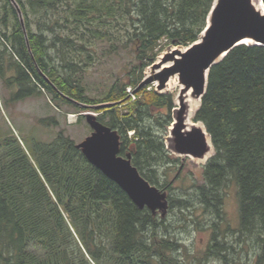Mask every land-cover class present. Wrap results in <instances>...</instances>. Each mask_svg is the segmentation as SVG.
<instances>
[{
	"label": "trees",
	"instance_id": "trees-1",
	"mask_svg": "<svg viewBox=\"0 0 264 264\" xmlns=\"http://www.w3.org/2000/svg\"><path fill=\"white\" fill-rule=\"evenodd\" d=\"M14 1L24 30L12 2L0 0V78L14 70L3 79L17 84L11 100L46 92L56 108L113 103L95 110L97 119L118 132L119 154L130 153L150 184H161V171L166 188L171 159L155 129L170 121V97L138 86L163 46L186 47L199 38L214 0ZM105 42L109 52L128 53L131 65L125 77L89 95L86 69ZM193 120L205 127L213 151L190 197L224 220L225 190L234 187L236 236L253 240L252 264H264L263 45L241 43L209 68ZM22 142L11 130L0 137V264H184L179 254L186 247L169 231L166 215L174 207L196 209L187 195L167 194L166 214H152L89 163L62 130L49 141ZM224 226L220 232L212 222L205 259L235 264L217 240L231 230Z\"/></svg>",
	"mask_w": 264,
	"mask_h": 264
},
{
	"label": "water",
	"instance_id": "water-1",
	"mask_svg": "<svg viewBox=\"0 0 264 264\" xmlns=\"http://www.w3.org/2000/svg\"><path fill=\"white\" fill-rule=\"evenodd\" d=\"M10 1L23 29L21 10L14 0ZM241 43L264 46V10L253 0H214L199 38L184 48H168L148 66L138 87L152 84L155 91L161 92L170 78L177 79L178 108L166 140L169 149L176 154L203 159L213 151L210 136L207 138L198 122H185L189 116L187 92L191 98L201 100L209 68ZM111 105L110 102L81 104L83 108L95 110ZM84 117L91 132L75 143L76 148L89 163L114 181L139 209L145 207L152 214L159 212L164 216L168 208L165 190L150 184L139 173L131 163L130 153L119 154L120 136L115 129L101 123L96 114L85 112Z\"/></svg>",
	"mask_w": 264,
	"mask_h": 264
},
{
	"label": "rangeland",
	"instance_id": "rangeland-1",
	"mask_svg": "<svg viewBox=\"0 0 264 264\" xmlns=\"http://www.w3.org/2000/svg\"><path fill=\"white\" fill-rule=\"evenodd\" d=\"M174 46L177 45L163 46L154 61L158 60L161 53ZM181 47L184 48L183 46ZM0 48H2V46ZM131 61L132 59L125 51L118 50L117 52H109L106 47V42L99 46L94 54L93 63L86 69L84 76L85 84L89 89L88 94L93 95L98 90H103L105 86L113 81L125 77L131 65ZM147 71L148 67L144 70V74ZM12 74H14V70H7L3 77L0 78V137L5 132L11 130L22 144V139L28 144L35 138L42 141H49L54 137L57 131L62 130L65 135L69 136L75 143H78L90 134L91 128L86 123L83 114L85 112H90L97 115L95 109L84 108L79 111L71 109L68 106L56 108L49 101V95L46 92L40 95L29 96L18 101L11 100L12 94L18 89L17 84L7 85L3 79ZM145 86L148 90L154 89V85L152 84ZM178 88L179 87H175L172 90L165 88L160 92L161 94H168L170 97V106H175L177 104L176 94ZM126 91L132 99L135 98L133 94L134 91L130 86L126 87ZM199 103L200 100L196 109ZM196 109L190 114L188 119L189 122H195L193 120V115ZM161 110L165 111L164 108ZM49 116L55 118L56 124H47V126H45V124L39 123L42 117L46 118ZM198 123L202 125L201 122ZM155 132L164 138L167 134V129L159 126L155 129ZM128 133L129 135L131 134V132ZM211 154L212 150L203 159L189 160L186 158L184 161L180 160L181 158H178L174 154H169L171 162H167L169 171L166 178V183H169V185L165 188V184H163L164 182L162 180L163 174L160 171L161 184L155 186L165 190L167 194H174V196L180 193L185 194L191 199V203L196 205V209H184L183 212L178 211L177 208L174 207L172 211L166 215L169 221L168 223L172 224L169 231H171V234L186 247V253L182 250V253L179 254L184 264H223L222 261L216 257L205 259V252L208 245L212 243L211 235L213 230L210 228L212 222H217L219 224L220 232L225 231L224 227L226 225L224 226V224H229L231 230L225 232L224 238L218 234L217 240L223 239V243L228 247L226 254L229 259H233L235 264H252L257 253L255 242L253 240L244 241L238 238L235 233L238 228V208L234 187L230 186L225 190L222 204L224 220H220L213 214L205 212L202 206L198 204V201L195 198H191L193 195L190 197V194L193 193L191 188L194 187V184L197 185V183L203 181L202 169ZM180 164L183 165V170L175 180L173 176H175L176 170ZM159 170H162V168ZM157 213L159 214V212ZM195 256L197 258H193Z\"/></svg>",
	"mask_w": 264,
	"mask_h": 264
},
{
	"label": "bare ground",
	"instance_id": "bare-ground-1",
	"mask_svg": "<svg viewBox=\"0 0 264 264\" xmlns=\"http://www.w3.org/2000/svg\"><path fill=\"white\" fill-rule=\"evenodd\" d=\"M255 5L258 7V8H261L262 10H264V4L263 2H261V0H253ZM39 4V3H38ZM175 87H178V84H177V79L176 78H170L167 82V89L168 90H172L174 89ZM186 102L188 103V106H189V115L196 109L197 105H198V102H199V99H193L189 96V92H187V98H186ZM197 125L199 127L202 128V130L205 132L207 138H208V133H206L205 131V127L199 123H197ZM207 156V155H206ZM205 156V157H206Z\"/></svg>",
	"mask_w": 264,
	"mask_h": 264
},
{
	"label": "flooded vegetation",
	"instance_id": "flooded-vegetation-1",
	"mask_svg": "<svg viewBox=\"0 0 264 264\" xmlns=\"http://www.w3.org/2000/svg\"><path fill=\"white\" fill-rule=\"evenodd\" d=\"M170 101V100H169ZM178 108V104H176L175 106H170L169 107V109H168V112L170 111V114H171V116H170V114H169V116H170V121H169V123H168V125L166 126V129H167V134H166V136L164 137V143H165V146H166V149H167V151H168V153L169 154H174L175 156H177L178 158L180 157L181 159L180 160H182V161H184V159H189V160H197V159H195V158H193L192 156H190V155H180V154H176L175 152H173L171 149H169V147L167 146V138L169 137V135H170V128L172 127V123H173V121H174V116L176 115V113H175V110ZM166 109H167V107H166ZM190 116V115H189ZM189 116H188V119H189ZM188 119L185 121V122H187L188 121ZM189 122V121H188ZM178 168H180L181 170H183V165L182 164H180V166L178 167ZM178 170V172L176 171V173H175V176L177 175V174H179V172L181 171V170Z\"/></svg>",
	"mask_w": 264,
	"mask_h": 264
}]
</instances>
